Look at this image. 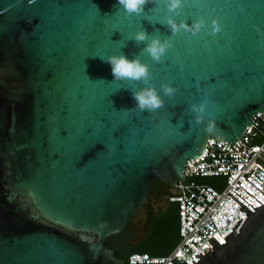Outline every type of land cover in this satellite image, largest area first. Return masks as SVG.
I'll return each mask as SVG.
<instances>
[{"label":"water","instance_id":"1","mask_svg":"<svg viewBox=\"0 0 264 264\" xmlns=\"http://www.w3.org/2000/svg\"><path fill=\"white\" fill-rule=\"evenodd\" d=\"M117 3L0 0V71L9 61L21 81L18 93L0 82V264H125L110 236L129 223L134 243L146 236L152 184L178 194L209 138L234 146L264 112V0H184L174 20L205 26L175 36L157 0L131 18ZM141 26L173 42L159 63L140 55L164 106L124 113L129 84L99 56L132 59L143 44L120 45ZM254 209L198 264H264V204Z\"/></svg>","mask_w":264,"mask_h":264},{"label":"built area","instance_id":"2","mask_svg":"<svg viewBox=\"0 0 264 264\" xmlns=\"http://www.w3.org/2000/svg\"><path fill=\"white\" fill-rule=\"evenodd\" d=\"M184 174L185 181L176 186L179 193L169 197L179 204V243L167 255L132 253L128 264H198V254L212 253L216 242L226 243L225 237L242 218L236 229L240 231L248 209L254 212L264 204V112L255 116L253 126L234 146L209 138L199 157L188 161ZM211 176L223 181L215 186L197 179Z\"/></svg>","mask_w":264,"mask_h":264},{"label":"clouds","instance_id":"3","mask_svg":"<svg viewBox=\"0 0 264 264\" xmlns=\"http://www.w3.org/2000/svg\"><path fill=\"white\" fill-rule=\"evenodd\" d=\"M157 2L162 3L170 14L163 25L170 29L173 36L181 31L191 32L192 35H196L205 26V21L202 18L195 21L191 27L185 21L177 23L174 20V16L180 15L184 0H157ZM148 3L149 0H118L114 7L116 8V13L123 12L125 16L131 18L144 15L145 6ZM215 31H218V29H215ZM127 41H133L137 46L143 44L140 53L133 54L132 59H129L121 50L118 54L113 53L106 57H99L111 66V72L114 77L113 82H128L129 87L124 89L131 91L132 97L136 101L135 107L120 111L128 113L139 110L140 112L152 113L164 106V100L160 95V91L151 82L150 65L142 62L140 55L147 54L152 61L159 63L167 51L173 47V42L170 38L162 39L159 31L155 34H149L143 26L127 35L126 41L120 45L121 49L127 47ZM137 85L143 86L136 87ZM160 88L165 96L172 97L174 95L175 89L170 84H162ZM205 103L193 104L192 111L197 114L203 113Z\"/></svg>","mask_w":264,"mask_h":264},{"label":"trees","instance_id":"4","mask_svg":"<svg viewBox=\"0 0 264 264\" xmlns=\"http://www.w3.org/2000/svg\"><path fill=\"white\" fill-rule=\"evenodd\" d=\"M5 72V73H4ZM4 80V81H3ZM18 80L19 85L13 86L11 81ZM0 82L12 93H18L21 88L20 77L9 61L5 62L0 71ZM260 141V139H257ZM199 181L218 186L223 181L221 177H198ZM159 180L155 181L150 189H154ZM171 195V194H170ZM131 225L127 224L120 232L111 235L112 247L118 250L119 257H125V264H128V257L132 253H149L152 256H162L169 254L180 241V219L179 204L168 200L167 205L161 214L153 222L147 235L138 243L134 244L132 240H127L126 246L117 247L116 242L125 240L128 237ZM185 264V263H178Z\"/></svg>","mask_w":264,"mask_h":264},{"label":"flooded vegetation","instance_id":"5","mask_svg":"<svg viewBox=\"0 0 264 264\" xmlns=\"http://www.w3.org/2000/svg\"><path fill=\"white\" fill-rule=\"evenodd\" d=\"M170 194L171 192L169 190L168 185L161 180L158 181L154 189H150L148 200L144 203L143 206V209L149 213L147 219V223L149 225L148 231L150 230L153 222L161 214V212L167 205ZM137 235H138V228L135 229L131 225L130 231L128 232V236H127L128 238L127 239L125 238V240H121L120 242H116L117 243L116 246L117 247L126 246L127 240L129 239L132 240V242L134 243V240L136 239Z\"/></svg>","mask_w":264,"mask_h":264},{"label":"snow or ice","instance_id":"6","mask_svg":"<svg viewBox=\"0 0 264 264\" xmlns=\"http://www.w3.org/2000/svg\"><path fill=\"white\" fill-rule=\"evenodd\" d=\"M221 243H223V241L221 240Z\"/></svg>","mask_w":264,"mask_h":264}]
</instances>
